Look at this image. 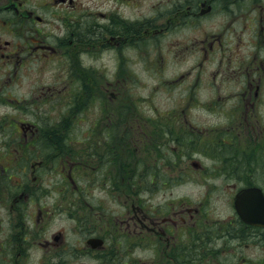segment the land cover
I'll return each mask as SVG.
<instances>
[{
    "label": "flooded vegetation",
    "instance_id": "1",
    "mask_svg": "<svg viewBox=\"0 0 264 264\" xmlns=\"http://www.w3.org/2000/svg\"><path fill=\"white\" fill-rule=\"evenodd\" d=\"M144 1L100 0L99 17L94 19L83 0H0V68L7 79L0 80V107L10 108L0 112V264H264V0H169L165 12L166 7L149 3L156 16L162 11L165 19L160 23L158 17L143 14L145 19L136 21L121 14L133 12ZM50 16L59 25L52 28ZM170 30L197 31L183 52L209 62L217 58L216 65L230 63L231 70L206 73L198 65L187 71L168 70L167 57L162 60L158 47ZM144 42L153 51L137 47ZM94 44L128 45L140 57L152 53L156 59L136 57V64L161 63L162 70L151 77L167 89L183 86L187 101L170 110L172 118L156 122L130 114V103L117 97L110 102L123 106L111 109L103 98L95 120L82 126L83 150L77 151L80 160H75L56 151L57 135L47 133L56 125L51 124L55 117L41 113L40 89L37 97L32 92L20 101L6 84L17 80L30 58H78ZM129 66L128 58H115L107 91L113 87L120 96L127 95L121 84L134 72ZM74 73L73 66H66L70 108L75 112L86 100L76 104L78 91L70 88ZM99 73L110 72L99 67ZM77 80L80 94L90 95L84 79ZM202 87L213 90L204 102L196 96ZM62 102L57 100V105ZM194 106L211 109L221 119L208 128L193 124L187 111ZM47 109L50 113L53 108ZM78 121L66 125L77 126ZM137 168L141 178H136ZM81 169L86 175L89 170L90 180L99 184L107 177L115 188L124 182L122 193L131 195L123 200L132 208L123 221L125 230L117 231V218L104 213L97 220L92 214H63L66 227H53L57 215L54 206L46 209L41 203V178L56 172L74 186L70 195L84 194L86 188L74 185ZM124 174L128 179L120 181ZM187 175L188 182L194 180L196 187L208 192V200L213 191L230 192L232 215L226 223L206 219V204L192 207L177 200L178 204L148 208L154 190L174 189ZM245 190L254 191L242 203L255 202L256 219L239 216L234 208L235 198ZM70 199L79 206L93 202ZM97 204L102 212V203ZM142 246L147 253L144 262L125 258L137 255ZM247 250L254 253L249 256Z\"/></svg>",
    "mask_w": 264,
    "mask_h": 264
},
{
    "label": "rangeland",
    "instance_id": "2",
    "mask_svg": "<svg viewBox=\"0 0 264 264\" xmlns=\"http://www.w3.org/2000/svg\"><path fill=\"white\" fill-rule=\"evenodd\" d=\"M99 2L100 0H83L84 8L89 13H92V17L94 19L99 17L97 14L99 10L96 7ZM149 3L153 5L160 4L161 8L166 7L165 10H163L165 12L169 5V0H146L139 5L137 3L136 9H134L133 12L132 10H129L128 12L121 14L124 17L129 16L128 18L130 20L135 18L136 21L143 20L145 19L146 15L147 18L158 17L157 23L164 22L165 18H163L162 11L156 16V10L153 9L152 11H149ZM47 19L52 21L50 22V26L52 28L59 25V22L53 21L51 16L47 17ZM59 21L62 23L63 20ZM171 31L172 30L167 32V37H164L165 39L163 38V40L159 42L160 45L158 47V49H160L159 55L162 56V60L164 59L163 57H167L165 59L167 60V65H169L168 70L171 71L178 68L180 71H187L189 68L195 67L197 65L202 71L206 73L217 70H231L232 66L230 63L216 65L217 58H211V61L209 62V60L207 61L203 58H193V54H189L188 50L183 52V45L185 42L192 41L194 34L198 33L197 31L181 30L173 31L172 34ZM124 46L125 47L119 48V46L114 47V45L110 44H106L104 47H99L98 44L93 47L87 45V53L84 55L79 54L78 58H30L25 63V66L19 71L17 80L15 77L13 82L9 80L10 82L6 84L9 90L12 91L14 96L20 101H24L23 98H27L32 92L35 93V97H37L38 91L40 89L41 94L37 98L40 100L42 105L40 109L41 113H45L46 116L49 115L50 117H55V119L51 121V124L54 123L56 125H51L49 127L51 131L47 129V133L53 131L55 132L57 135L54 136V142L56 145L55 149L56 151H61L63 156L80 160V156L76 155V153L77 151L83 150V143L80 141V138H82L83 134L82 126L85 123H91L95 120L98 112L97 105L103 98H106V102H108L111 109H116L119 106H123L110 102L115 101V98L117 97L122 102L130 103V114H136L143 119L146 116H150L156 122H161L164 119L172 118L170 116V110L187 101V96H184L185 92H183V86H173L171 89H167L165 86H158L156 84L157 79L151 77L152 72L162 70L163 66H161V63H158L156 67H153L156 60H147L141 65L136 64V57H139L138 59H156L153 58L152 53L149 54L148 57L146 55L145 57H140V52L128 47V45ZM137 47L142 48L149 53L151 49L153 51V48L149 42L139 43ZM115 58H128L130 61L129 68L133 69L134 71L132 74L129 73L127 81H124V83L121 84L122 89H124L127 93L126 96H120L119 90L113 89V87H110L112 90L107 91V86L113 81L111 70H113L115 65ZM69 65L73 66V70L75 71L70 80V88L78 91L76 97L74 98L76 100V104L78 105L81 101L86 100L83 108L80 109L79 106H76L75 112L73 111L74 108H70V101L72 98H70L71 92L69 89H67L69 79L66 76V66ZM99 67L108 68L110 73L106 74V76L102 74L100 75ZM3 75L4 71L2 68H0V80L6 83L7 79L5 78V75ZM78 76L79 78L84 79V87L88 88V93L90 95L80 94L81 90L78 88ZM191 79H193L192 74ZM208 81H212V79H208ZM217 82H219V79H217ZM225 85L227 86L228 82H226ZM57 90H61L60 93L56 94ZM50 91L54 92L50 93ZM212 91L213 90L209 91L208 89L202 87L197 90L196 96L201 102H204L212 96ZM109 94L111 95L108 96ZM57 100H62L63 102L57 105ZM49 106L53 108L50 113L47 109ZM6 110H10V108L5 106L0 107V112ZM214 112L215 111L207 109L206 107L194 106L190 107L189 111H187V115L188 119L191 120L193 124L208 128L216 125L218 120L221 119V117ZM20 119L24 121L26 120V118L22 119L21 116ZM75 119L79 120L77 122V126L66 125L69 120H72V123L76 124ZM171 121H174V119ZM195 127L203 130L197 126ZM69 128H71V132L69 131ZM138 162L139 161H136V164ZM45 164L46 163H42L41 165L45 166ZM81 171L82 169L76 171L77 178H74V185L80 188H86V192L81 196L77 195L75 198H89L93 202L88 203V206L87 204L79 206L71 201L69 191L74 186L66 184L63 181V177L58 175L56 172L54 174H52V172L48 175H44V180L41 178V182L38 181L41 184V203L44 205V208L47 209L48 207H51L52 210V206L55 207L54 214L57 215V218L51 223L53 227L57 229L66 227V218L60 216L63 214H92L94 219L97 220L98 214L104 213L106 215H110L111 217L117 218L115 220L117 222V231L121 232L125 230L127 225H125L123 221L126 217H128L132 211V208L130 203H127L123 200L124 195H131L129 191L122 193L123 190L126 189L124 182H120V184H118V186L115 188L114 180L110 177H107L106 180L101 179L100 181H102V183L99 184L95 179L92 181L90 180L89 170H85L88 175L85 173L82 174ZM140 172L141 169L138 170L137 168L136 178L142 177ZM160 175L163 177L164 173ZM73 177H75V175H73ZM190 177V175H187L183 182L179 183L178 181V183L175 184L174 189L169 187L167 189L159 188L154 190L152 192L153 198L150 202H148V204H150L148 208L155 209V207H160L162 204L165 205L167 202L170 204H178L179 202L177 200H183L192 207H196L200 204H206L204 206V209L208 211L206 219L217 222L219 221L222 224L226 223L227 218L232 215L228 197L230 192L223 190L213 191L211 192L208 200V192L196 187L194 180L188 182V178ZM126 179H128L126 174L120 177V181H125ZM38 182L36 181V184H38ZM93 184L94 187H92ZM113 189L116 191L113 192ZM142 198L145 197L142 196ZM206 198L207 200L205 201ZM98 201L99 203H102V212H99L98 210ZM92 205H95V208L93 207V212L90 210ZM145 235L146 233L144 236ZM144 248L145 246L136 249L137 255L133 257L126 255L125 258L130 261L131 259L137 258L138 260H141V262H144L147 258V253L143 252ZM253 253H251L250 250H247V254L249 256H251ZM139 254L142 255L139 256Z\"/></svg>",
    "mask_w": 264,
    "mask_h": 264
},
{
    "label": "water",
    "instance_id": "3",
    "mask_svg": "<svg viewBox=\"0 0 264 264\" xmlns=\"http://www.w3.org/2000/svg\"><path fill=\"white\" fill-rule=\"evenodd\" d=\"M236 208L238 209V212L239 213H242L243 209L241 206H239L237 203H236Z\"/></svg>",
    "mask_w": 264,
    "mask_h": 264
},
{
    "label": "trees",
    "instance_id": "4",
    "mask_svg": "<svg viewBox=\"0 0 264 264\" xmlns=\"http://www.w3.org/2000/svg\"><path fill=\"white\" fill-rule=\"evenodd\" d=\"M96 29L89 30V35H93L95 33ZM69 131H71V128H69Z\"/></svg>",
    "mask_w": 264,
    "mask_h": 264
}]
</instances>
